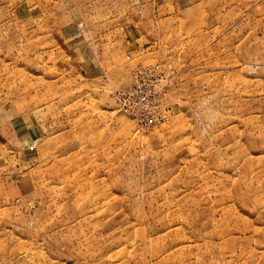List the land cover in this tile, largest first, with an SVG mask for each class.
Masks as SVG:
<instances>
[{
	"label": "rangeland",
	"instance_id": "1",
	"mask_svg": "<svg viewBox=\"0 0 264 264\" xmlns=\"http://www.w3.org/2000/svg\"><path fill=\"white\" fill-rule=\"evenodd\" d=\"M0 264H264V0H0Z\"/></svg>",
	"mask_w": 264,
	"mask_h": 264
},
{
	"label": "built area",
	"instance_id": "2",
	"mask_svg": "<svg viewBox=\"0 0 264 264\" xmlns=\"http://www.w3.org/2000/svg\"><path fill=\"white\" fill-rule=\"evenodd\" d=\"M136 78L131 86L119 92L118 98L121 109L132 115L137 122L149 127L155 124L156 115L153 113L147 114L141 110L146 99L144 97H138L137 89L139 88V83L136 81Z\"/></svg>",
	"mask_w": 264,
	"mask_h": 264
}]
</instances>
